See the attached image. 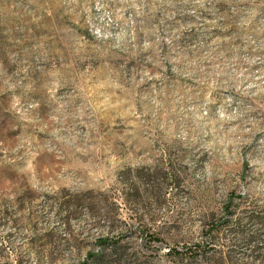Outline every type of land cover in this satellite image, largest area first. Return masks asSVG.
Returning a JSON list of instances; mask_svg holds the SVG:
<instances>
[{"label": "rangeland", "instance_id": "obj_1", "mask_svg": "<svg viewBox=\"0 0 264 264\" xmlns=\"http://www.w3.org/2000/svg\"><path fill=\"white\" fill-rule=\"evenodd\" d=\"M229 199L264 216V0H0V264H202Z\"/></svg>", "mask_w": 264, "mask_h": 264}, {"label": "trees", "instance_id": "obj_2", "mask_svg": "<svg viewBox=\"0 0 264 264\" xmlns=\"http://www.w3.org/2000/svg\"><path fill=\"white\" fill-rule=\"evenodd\" d=\"M228 201L220 220L204 227L202 264H264V216L251 212L244 213L240 218L235 217L237 208H231L232 200ZM97 243L103 249L108 248L109 243L114 245L107 239L98 240ZM110 247L114 253L118 249ZM121 259V254L116 253L108 260L99 255L95 257V264H119Z\"/></svg>", "mask_w": 264, "mask_h": 264}]
</instances>
